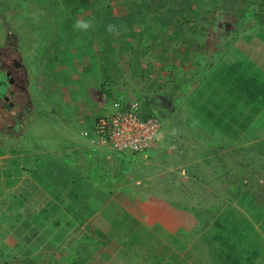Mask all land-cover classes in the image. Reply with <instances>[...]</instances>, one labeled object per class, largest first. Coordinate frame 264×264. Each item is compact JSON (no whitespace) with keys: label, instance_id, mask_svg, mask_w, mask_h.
<instances>
[{"label":"rangeland","instance_id":"1","mask_svg":"<svg viewBox=\"0 0 264 264\" xmlns=\"http://www.w3.org/2000/svg\"><path fill=\"white\" fill-rule=\"evenodd\" d=\"M107 1L85 0L91 7L100 5L102 8L104 15L96 21L91 10L81 9L79 0L74 3L0 0V44H13L27 65L29 105L23 123L20 121L14 131L5 129L1 116H7L0 110V155L12 151L22 158L29 156L33 159L30 164L37 165L52 157L58 159L61 153L66 158L93 154L97 158L90 156V164L79 162L78 157L73 164L63 161L64 165L73 166L71 171L65 172V178L78 189H91V185L101 184L106 189L105 182L109 185L122 172L110 178L106 170L108 164L100 161V157L104 160L111 156V150L103 149L91 141L92 135L85 137L82 132L91 131L90 113L100 111L99 116L111 115L115 112L114 103L120 99L137 101L144 111L158 112L154 114L161 123L157 146L145 154H122L120 159L124 160L115 166H121L131 177L135 173L144 175L145 171L134 167V163L145 164L162 153L163 148L174 144L173 141L182 142L188 144L189 161L197 162L193 171H200L203 176L200 180L213 185L209 189L204 186V189H195V183L200 182L197 179L191 180L190 189H158L155 177L145 182L150 189H129L142 201L148 212L146 220L136 222L128 211L119 208L120 205H108L102 211L106 218L102 219L101 226L106 234H116L119 240L116 243L99 240L96 245L93 239L85 241L81 249L88 255L83 253L77 261L90 256L88 264H125L126 256L133 252L136 261L131 262L135 264H227L223 257L215 256L224 255L227 246L216 248V244L203 235L221 222L223 211L233 209L238 234L231 242L238 244L239 250V253H232L233 258L238 264H264V251L260 254L249 248L257 243L254 234L264 239V217L259 219L264 212V147L259 149L262 151L259 154L255 151L259 143L247 144L254 137L264 135V48L251 46L248 41L250 35L264 32V2L254 1L250 14L245 8L239 9L244 11L243 15L236 9L226 15L218 5L209 3L200 8L203 14L196 17L199 0H166L169 9L181 13L175 15L167 12V7L157 8L151 4V9H144L143 14L140 0H131L132 3L130 0ZM98 23L102 24L103 31L113 26L117 33H101ZM192 39L194 42H190ZM256 39L254 36L253 40ZM73 49L76 50L74 60L71 58ZM89 53L97 61L87 62L86 54ZM100 61L104 62V69L100 68ZM93 68L100 71L95 73L99 75L94 81L91 78ZM41 76L44 84L39 82ZM98 79L103 80L102 88L97 95H91L88 89L93 85L97 88ZM4 120L12 122L8 118ZM15 137L21 139L9 144ZM83 139L91 145L82 144ZM68 140L73 142L70 146H66ZM175 146L172 149H182L177 153L179 161L186 152L183 146ZM45 148L50 154H42L41 149ZM33 150L32 154L42 156L32 158L30 151ZM215 160L223 165L216 164ZM9 162L12 167L26 164L18 159ZM213 166L217 170L215 178H210ZM81 169H85L84 173ZM229 170L232 173L228 174ZM251 202L252 205H248ZM78 209L80 212L81 208ZM165 209L169 217L162 219ZM32 213L38 214L34 209ZM60 214L58 219L66 213L59 211ZM26 215L25 212L14 214L18 222L25 221ZM77 215L78 211L75 217ZM4 222L2 218L0 223ZM81 227H77L78 231ZM52 229L48 227L47 230ZM78 231L74 234L76 238ZM48 234L43 237L47 239L46 245L52 246L54 242L50 239L57 236ZM69 243L74 244L69 240L58 243L57 250L62 251ZM244 249L248 254L243 255ZM24 261L26 259L3 263L23 264Z\"/></svg>","mask_w":264,"mask_h":264},{"label":"crops","instance_id":"2","mask_svg":"<svg viewBox=\"0 0 264 264\" xmlns=\"http://www.w3.org/2000/svg\"><path fill=\"white\" fill-rule=\"evenodd\" d=\"M91 15L93 17L92 13ZM86 57L87 62L91 59L97 61L90 53L88 55L86 54ZM78 60L76 59V61ZM96 72L100 71H97V68L95 70H91V73H93L91 76L93 81L99 75L95 74ZM108 79L112 80L111 77ZM44 81L45 80L41 76L39 78V82L44 84ZM102 82L103 80L100 81V79H98L99 84L97 85V88L95 85L90 86L88 90L91 91V95H93V93L96 95L98 94L102 88ZM54 87L56 88L57 86L55 85ZM26 89L28 90V86ZM67 89H69V87H67ZM49 91L51 90L49 89ZM70 99L71 94L69 100ZM74 104L77 106L79 103L76 101ZM28 108L29 105L27 104L26 110L21 114V122L23 115L28 113ZM50 109L52 113L53 108ZM90 111L91 110L89 109V112ZM77 112L78 111L76 110V113ZM99 112L100 111H94L90 113L92 116L89 120V124L93 122V120L98 116L97 114H99ZM52 114L54 115V112ZM54 119H56L55 115ZM14 130L15 129H13V131ZM19 138L20 137H15L14 139H11L9 144H11L13 141H19L21 139ZM68 141L69 142L66 146H70L71 143H73L70 140ZM173 142L178 147H184L186 156L180 158L181 160L179 161L181 162L178 161L177 153H179L182 149H172L174 146L172 143L166 146L168 148H163L162 153L158 154L156 158L153 157V160H149L145 164H137V162L134 163V167L137 166V168H140L139 170L145 171L144 175H142V173H135L133 174L134 176L131 177V173L125 174V171L121 170V166L117 168L115 163L119 162L120 164L124 160L120 159V155L117 153L110 151L109 154L111 156H107L104 160L101 159L102 157H100V161H104L105 165L106 163L108 164L106 170L111 174L110 178L112 177V174L117 175L122 172V174L115 177V181L111 180L109 185L105 182L104 188L106 189H103V184L97 186L91 185V189H78L73 185L74 183L68 182L65 178V172H69L73 169L72 165L67 164H73L74 161H77L75 160L76 157H78L79 162L90 164L92 162L91 158L96 159V155H90L91 158L90 156L88 157V154L75 157L71 155L72 158H66V156L61 153L58 155V159H54L52 157V159L44 160L37 165H35L36 163L33 165L30 164L33 159H31L29 156L27 158H22L14 154L12 151H5V154L0 155V220H2V218H4L5 222L7 219L8 220L6 223L4 222V224L0 223V243L2 244L3 241H7L10 243V245H13L14 242H27L29 244L37 241H46L47 239L43 236H45L44 234L48 233L49 236H57L55 239H50L56 243L55 245L57 246L54 245V247H58V243L62 241L69 240L75 243L82 242L81 238L74 237L79 225L83 226L81 227V230H84L85 228V233L91 236L90 239L86 238L87 240L85 239L83 242H89L91 239H93V241L107 240L111 243H116L117 240H119H116V234H106L101 226L102 219L106 218L105 214L102 216V211L107 208L108 205H120L121 207L119 208H121V210L124 212L128 211L129 215L136 222H144L148 217V212L144 209L142 201L136 198V196H133L134 193H132V195L129 192V189H150V186L145 184V182H151L155 177L157 178L156 182L158 181L159 183L157 185L158 189H160L159 187H164L165 189H190L189 187L192 184L191 180H200V178H203L200 171H193L197 162L189 161L190 157L187 156L188 144H184L182 142L177 143L175 141ZM88 143V140L83 139L82 144ZM255 143H259L257 145L258 149H255V151L260 154L262 152H260V150L264 147V135L254 137V139L249 141L247 144L254 145ZM89 145L91 144L89 143ZM41 150L43 155L50 154L49 149L45 148ZM63 150L64 152H69V149ZM30 153H34V150L30 151ZM40 156L42 155L32 154V158H38ZM178 156L180 157L179 154ZM13 159L24 161L26 164L12 167L9 161ZM65 160L67 162L66 165L63 164V161ZM215 162L216 164H220V161L218 160H215ZM220 165L222 166L223 164ZM207 167L211 168V166ZM122 168H124V166H122ZM221 169H223V167H221ZM81 170V172L84 173L85 169ZM177 170L179 173H177ZM216 170L217 167L213 166V171H211L209 175L210 178H215L214 171ZM75 172H78L77 168L75 169ZM229 173H232V170H229L228 174ZM122 175L124 177H122ZM203 180L204 179H202V181L200 180V182L197 181L198 184L193 181L195 183V189H204L202 186H204L205 189H209V187L213 185L210 181L204 180L205 182H203ZM215 182L218 183V181ZM172 185H175L176 187H173ZM126 193L129 194L127 197L124 195ZM112 199L117 200L119 204L113 203ZM119 200H121V202ZM77 206L81 208L80 212L78 209L79 207ZM33 209L38 212L36 217H32L34 215L32 213ZM59 211L66 213L65 215H62V219H58V217H61V214L59 215ZM76 211H78V215L75 217ZM19 212H25L27 214L25 221L18 222L14 214H18ZM85 213H87V215ZM168 217L169 216L165 209L164 213H162V219H167ZM76 220H78V222L80 221V223H78ZM36 225H38L37 233L33 237H30V234L32 233L31 230H34L32 228ZM60 226L64 227V229L60 228ZM4 227L7 229L4 230ZM48 227H53L54 229L48 231ZM72 232L73 237H71ZM89 232H91V234ZM99 232H101V234H99ZM59 234L62 235L59 237ZM126 238L127 236L124 235L123 239ZM263 240L264 239L262 238V241ZM28 244H26L25 247V249H27V253H22L21 256L17 258L18 261H23V259L25 260L26 258V261H24L23 264H31V262H33L32 264H70L69 262H63V260L68 259V261H71V259L76 257L79 252V249L77 251V248H75L76 250L70 248L66 250L65 253L55 251L53 248L43 251H39V249L30 251V245ZM81 252L82 254L84 253L88 255V253L82 249L80 250V253ZM132 256H134L133 252L129 256H126L127 263L125 264H135L131 262V260L134 258ZM89 257L85 258L86 264L91 261ZM27 259L30 261V263L27 261ZM92 259H94V257Z\"/></svg>","mask_w":264,"mask_h":264},{"label":"trees","instance_id":"3","mask_svg":"<svg viewBox=\"0 0 264 264\" xmlns=\"http://www.w3.org/2000/svg\"><path fill=\"white\" fill-rule=\"evenodd\" d=\"M64 1V3H74V1H78V0H63ZM80 2H81V9L83 10V9H89V10H91V12H92V14H93V17L96 19V21H99V18L101 17V15L103 16L104 15V13L101 11L102 10V8L100 7V5H98V7H91L88 3H85V0H79ZM95 2H99V3H101L100 1L101 0H94ZM104 1H107V0H102V3L104 2ZM112 0H108L107 2L109 3V2H111ZM126 1H129V0H126ZM254 1H256V0H218V2L217 1H215V0H199L198 2H197V4H198V11L197 10H195V11H197V12H193L195 15H196V17H198L200 14H203V13H201L200 11V8L202 7H204V5L206 6L207 4H209V3H212V4H215V6H217V7H220V8H222V10L224 11V12H226V15H229V14H232L233 12H234V10L236 9L237 11H239L238 13L240 14V15H243L244 13V11H241V10H239V9H244L245 10V12H247V14H250V13H253V8H254ZM260 1V0H259ZM262 2H264V0H261ZM260 1V2H261ZM130 3H132V1L130 0L129 1ZM140 2H141V6L140 7H142L143 8V10H142V13L144 14L145 12V10H148L149 9V7H150V4L151 5H154V7L156 6L157 8H161L162 6H164V7H167L168 8V1H166V0H151V3L149 2V1H147V0H140ZM181 6L183 5V4H180ZM188 6V5H187ZM191 7V6H190ZM262 7H264V4H263V6ZM166 8V9H167ZM189 8V7H188ZM145 9V10H144ZM150 9H151V7H150ZM192 9V8H191ZM78 10V9H77ZM77 10L75 11V12H77ZM104 11V10H103ZM72 12H73V10H72ZM74 12V13H75ZM104 12H106V11H104ZM167 12H174L173 13V15H175L176 14V12H178V13H180L179 12V10L177 11V10H171V9H169L168 8V11ZM203 12V11H202ZM156 13H157V11H156ZM73 14V13H72ZM181 14V13H180ZM237 14V13H236ZM73 15H76V14H73ZM257 15H255V17H256ZM97 23V22H96ZM98 27L97 28H99V30L101 31V33H104L105 31H106V33H111V32H113L114 33V31H115V29H113L112 27L113 26H110V28H106L104 31H103V29L101 28V26H102V24H100V23H98V25H97ZM192 26V25H191ZM116 27V26H115ZM96 28V29H97ZM199 27H196L195 29H198ZM201 28V27H200ZM199 28V29H200ZM117 30V29H116ZM190 30H192V28L190 27ZM99 31V32H100ZM193 31V30H192ZM116 32V31H115ZM117 33V32H116ZM261 34V35H260ZM251 37H250V39L248 40V38H249V36H246V39L251 43V46H253V45H259V46H262L263 48H264V32L263 33H257L256 35H250ZM254 36H256L257 37V39L256 40H253V37ZM258 38L259 39H261L262 40V42H260L259 40H258ZM193 39H197V37L195 38H193ZM193 39L190 41V42H194L193 41ZM107 48H109V47H107ZM258 48H260V49H263V48H261V47H258ZM109 50V49H108ZM111 50V49H110ZM76 50L75 49H73V53L72 52H70V53H72V55H73V57H71V58H73L74 59V52H75ZM103 65H104V62H101V68L102 69H104V67H103ZM264 66V64L262 65V67ZM93 70H95V68H93ZM107 69H105V71H106ZM251 81V80H250ZM263 85H264V82L262 83ZM153 111L154 110H152L151 111V109L148 111V112H146V111H144V117L145 118H147V117H149V116H151V115H153ZM248 205H252V202L251 203H249ZM232 211H233V209H230L229 210V212L228 211H223L222 212V214H221V222L220 223H215V225H214V227H213V230L211 231V232H209L208 234L207 233H205L203 236L205 237V238H207L208 239V241H213L215 244H216V248H217V246L218 247H220V248H223V247H226L227 246V250L224 252V255L222 254V253H219V254H216L215 256H217V257H223V261L225 262V263H227V264H238L237 262V260L235 259V258H233V255H232V253H239V250H237L238 249V244H236L235 245V243H233V242H231V238H237V234H238V223L236 222V220L234 219V217H235V215L232 213ZM260 214L261 213H259V216H260ZM264 212L262 211V214H261V217L259 218V219H261V220H263L262 219V217H264ZM37 216V215H36ZM35 215H33L32 217H36ZM263 223H264V221H263ZM217 224V225H216ZM32 229H34V230H31V234H30V237H33L36 233H37V229H38V225H36V226H34ZM64 229V228H63ZM78 231V230H77ZM85 230H80V231H78V233H79V237L78 238H82V233L84 232ZM84 234V233H83ZM99 234H101V232H99ZM85 239L86 238H91V236L89 235H85V236H83ZM253 237H255L256 239H255V241L257 242L256 243V245L254 246V247H249V248H254V250L256 251V252H259L260 254L262 253V251H264V240L262 241L260 238H259V235H257V234H254V236ZM83 238V241L85 240ZM36 239V238H35ZM82 241V242H83ZM46 242L47 241H37V242H34V243H27V242H14L13 243V245H10V243L9 242H5V241H3L2 242V244L0 243V263L1 264H4L3 262L4 261H8V260H11V261H14V260H17V258L19 257V256H21V254L22 253H27V249H25V247H26V244H28V245H30V247H29V249H30V251H35V250H38L39 249V251L40 250H48L49 248H53V250H55V251H61V250H57V248L58 247H54V245H55V243L52 245V246H49V245H46ZM49 242H51V241H49ZM69 242H71V241H69ZM73 242V241H72ZM82 242H80V243H82ZM93 242H95V245H96V242L97 241H93ZM77 244V243H75L74 242V244H72V246H71V244L69 243L68 245V247H65L61 252H63V253H65L66 252V250H68L69 248H72L73 250H76L75 248H77V251H78V249L79 250H81V248H83L84 246H85V242L84 243H82V244ZM51 245V244H50ZM102 245V244H101ZM12 246V247H11ZM55 246H57V245H55ZM74 246V247H73ZM80 246V247H79ZM7 247H8V249H7ZM95 247V246H94ZM19 248H21V250L22 251H20V249ZM25 250V251H24ZM237 250V251H236ZM247 249H244V252H243V255L245 254V253H247L248 254V252L246 251ZM24 251V252H23ZM29 251V250H28ZM93 251V250H92ZM99 252V251H98ZM97 252V253H98ZM229 252H231V254H229ZM91 254V253H90ZM81 255H83V254H80L79 252H78V254H77V256L76 257H74V258H72L71 259V261L69 262L68 261V259L66 260V259H64L63 260V262H69L70 264H84V261H85V257H82V261H77L78 260V258L81 256ZM232 256V257H231ZM238 259H239V257H238V255L236 254L235 255ZM89 257V256H88ZM76 258H77V260H76ZM209 258H212V256H210ZM26 259V258H25ZM134 260H135V258H133ZM132 259V260H133ZM73 260H75V261H73ZM131 260V261H132ZM27 261L30 263V261L27 259ZM136 261V260H135ZM137 263V262H136ZM54 264H56V263H54ZM138 264V263H137Z\"/></svg>","mask_w":264,"mask_h":264},{"label":"built area","instance_id":"4","mask_svg":"<svg viewBox=\"0 0 264 264\" xmlns=\"http://www.w3.org/2000/svg\"><path fill=\"white\" fill-rule=\"evenodd\" d=\"M155 113L158 112L153 111V115L145 118L137 101H119L113 114L96 118L91 131L82 134L92 135V142L120 155L145 154L157 146L161 123Z\"/></svg>","mask_w":264,"mask_h":264},{"label":"flooded vegetation","instance_id":"5","mask_svg":"<svg viewBox=\"0 0 264 264\" xmlns=\"http://www.w3.org/2000/svg\"><path fill=\"white\" fill-rule=\"evenodd\" d=\"M18 48L13 44H0V110L8 118L7 123L1 116L6 130L18 129L21 114L26 110V81L28 80L27 65L21 60Z\"/></svg>","mask_w":264,"mask_h":264},{"label":"clouds","instance_id":"6","mask_svg":"<svg viewBox=\"0 0 264 264\" xmlns=\"http://www.w3.org/2000/svg\"><path fill=\"white\" fill-rule=\"evenodd\" d=\"M82 27H87V25H82ZM119 101H123V100H119ZM119 101H117V102H119ZM117 102L116 103H114V105H113V109H115V105H117ZM105 115V113L104 114H102V115H100V116H104ZM99 115L96 117V118H98V117H100ZM95 118V119H96ZM95 119L93 120V122L91 123V125H90V129L92 128V125H93V123H94V121H95ZM87 130H89V129H87ZM103 149H107V150H109L110 151V149H108V148H105V147H103ZM120 155V154H119Z\"/></svg>","mask_w":264,"mask_h":264}]
</instances>
